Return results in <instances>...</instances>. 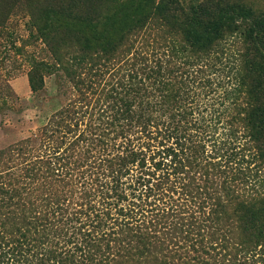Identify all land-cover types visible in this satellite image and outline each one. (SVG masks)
<instances>
[{"label": "rangeland", "instance_id": "obj_1", "mask_svg": "<svg viewBox=\"0 0 264 264\" xmlns=\"http://www.w3.org/2000/svg\"><path fill=\"white\" fill-rule=\"evenodd\" d=\"M244 1L264 11V0ZM25 2L0 0V16L7 4ZM38 31L28 14L18 12L0 28V152L21 146L34 150L49 161L54 174L26 180L21 170L28 154L0 157L6 183L11 178L9 187L20 189L14 201L19 206L10 208L15 214L0 227L13 233L3 232L7 244L0 250V264H91L92 260L108 264L107 259L119 264L114 257L119 250V221L131 217L135 225L148 227L153 216L163 211L170 218L184 216L186 262L194 263L195 256L207 258L199 234L204 233L207 220L215 219L217 201L227 200L222 185L231 187L234 198L248 203L264 199V145L250 132L241 133L243 140L234 132L238 140L230 149L232 156L217 164L222 163L229 174L213 177L216 190L199 193L184 190L181 175L174 174L173 156L175 150L181 156L187 152L188 143L184 151L179 145L181 134L191 140L190 147L194 144L211 157L220 155L217 148L225 145L224 139L234 130L225 128L232 109H227L230 101L224 95L237 72L240 39L229 36L203 60L187 57L191 67L204 62L203 71L187 84L189 97L176 105L157 99L160 105L151 107L147 102L142 107L147 124L131 123L134 128L122 130L118 68H102L85 87L77 88L66 72L76 55L58 62L56 44L46 42ZM62 50L64 55L69 53L66 47ZM181 66L178 62L177 67ZM67 109L75 112L67 122L70 127L50 125L56 114ZM210 121L222 123L207 128ZM208 169L214 171L212 166ZM256 173L260 182H255ZM235 203L231 214L236 212ZM23 220L37 224H16ZM232 226L235 235L227 240L221 236L217 249L211 251L213 261L264 264V241L242 243L234 220ZM18 228L24 238L14 233ZM208 232L212 235L213 229ZM205 240L211 242L213 237Z\"/></svg>", "mask_w": 264, "mask_h": 264}, {"label": "trees", "instance_id": "obj_2", "mask_svg": "<svg viewBox=\"0 0 264 264\" xmlns=\"http://www.w3.org/2000/svg\"><path fill=\"white\" fill-rule=\"evenodd\" d=\"M26 1L24 4L10 3L1 9L0 28L6 27L17 12L28 14L46 42L51 40L56 44L54 54L58 62L65 63L67 55H76L66 72L77 88L85 87L87 80L96 77L102 68L112 71L118 68L119 129L122 130L134 128L135 125L131 126V123L138 124V127L147 124L142 108L147 102V106L151 107L160 105L157 99L176 105L189 97L187 84L203 71L204 62L191 67L187 57L203 60L229 36L240 39L242 47L237 55V72L224 95L230 101L227 109H232L225 118V128L234 130L230 131L228 139H224L225 145L223 143L217 148L220 155H206L205 151L194 148V144L190 147L192 143L189 138L182 134L179 136L181 149L185 148L186 143L188 145L185 148L187 152L182 156L180 152H174V174L181 175L187 193L217 189L213 177L229 174L222 163L217 164L232 156L233 150L230 149H233L238 136L243 140L241 133L250 132L256 142L264 145V11H256L244 0ZM63 47L69 53L64 55ZM178 62L182 64L181 67H177ZM73 113L67 109L56 114L50 125L70 127L67 122L73 118ZM218 116L220 120L221 114ZM213 123L218 126L222 122L210 121L207 128ZM234 132L240 134L237 136ZM13 152L28 154L21 170L26 180L54 174L48 160L22 146L0 152V157ZM216 159V163L208 161ZM210 166L214 168L213 172L209 171ZM253 177L255 182H260L257 173ZM5 178L1 172L0 227L15 214L10 208L19 206L14 201L20 189L9 187L11 178L9 185ZM221 189L227 200L223 203L217 201L215 219L207 220L209 224L205 226L204 233L199 234L202 236L201 251L207 258L195 256L191 264H216L211 251L217 249L221 236L227 240L235 235L233 226L230 227L233 220L240 231L236 237L240 236L242 243L256 245L264 241V209L260 207L264 205V199L258 198L248 203L236 196L235 199L230 186L223 184ZM234 201L236 212L231 214ZM23 223L29 227L37 224L36 221L27 223L25 220L16 224ZM148 224V227L135 225L131 217L119 221V250L114 256L119 258V264H188L184 216L175 214L170 218L166 211L158 212ZM209 228L213 229L212 235L206 233ZM3 232L13 235L9 231H0V250L7 244V235ZM14 233L25 237L22 229L18 228ZM207 237H213V241H206ZM112 262H115L114 259L106 261L108 264ZM91 264L99 263L92 260Z\"/></svg>", "mask_w": 264, "mask_h": 264}]
</instances>
